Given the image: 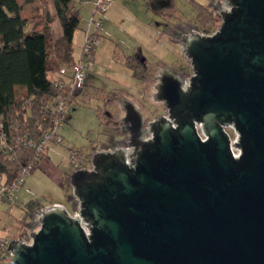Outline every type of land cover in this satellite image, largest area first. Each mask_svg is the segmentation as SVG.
I'll return each mask as SVG.
<instances>
[{"label":"water","instance_id":"water-1","mask_svg":"<svg viewBox=\"0 0 264 264\" xmlns=\"http://www.w3.org/2000/svg\"><path fill=\"white\" fill-rule=\"evenodd\" d=\"M216 14L214 32L180 36L192 74L160 71L167 113L145 123L122 97L126 144L74 169L77 212L37 208L6 264H264V0Z\"/></svg>","mask_w":264,"mask_h":264},{"label":"rangeland","instance_id":"rangeland-1","mask_svg":"<svg viewBox=\"0 0 264 264\" xmlns=\"http://www.w3.org/2000/svg\"><path fill=\"white\" fill-rule=\"evenodd\" d=\"M19 1L23 4L22 15L28 18V29L44 20L46 11H49L55 19L52 23L54 31H59L52 0ZM127 3V7L117 13L119 15L106 19L110 27L95 52L91 85L87 82L82 94L69 105L60 129L64 141L50 150V165L42 164L41 168L27 175L13 203L1 204V234L11 239L23 236L27 241L31 240L30 229L38 228L39 223L35 220V212L23 218L25 200L34 198L44 203L60 200L73 214L77 212L78 200L73 195V188L67 183V177L63 179L71 152L79 153L84 160L83 166L90 167L91 154L95 150L126 144L128 133L123 125L121 105L124 96L133 99L141 108L145 123L159 113H167L164 103L154 99L160 71L168 67L186 78L192 74V66L179 42L180 32H214L221 22L216 12L223 0H169L170 7L163 10V15L148 10L147 0H128ZM196 3L205 4L217 18L214 16L206 22L197 19ZM81 16L80 27L74 36L75 56L81 51L85 35L83 26L89 14L81 10ZM135 52H141L146 59V79L133 76L132 69L125 62V58ZM229 131L234 137L233 128ZM70 148L74 150L70 151Z\"/></svg>","mask_w":264,"mask_h":264},{"label":"trees","instance_id":"trees-1","mask_svg":"<svg viewBox=\"0 0 264 264\" xmlns=\"http://www.w3.org/2000/svg\"><path fill=\"white\" fill-rule=\"evenodd\" d=\"M82 1L89 0H52L60 26L55 33L52 25L55 19L49 11L44 20L28 29V18L22 15L23 4L19 0H0V121L5 125L11 146L10 152L0 149V173L5 174L7 183L15 180L28 163H34L31 173L39 167L36 146L44 131L51 127L46 105L63 93L54 84L55 73L61 66H72L77 61L74 36L81 23L78 3ZM196 7L197 19L202 22L214 19V13L205 4L196 3ZM125 62L133 76L147 78L148 68L142 54L134 53ZM9 153L13 155L11 160ZM70 173L63 177H67L69 185ZM42 206L45 205L39 199H29L24 203L23 218Z\"/></svg>","mask_w":264,"mask_h":264},{"label":"built area","instance_id":"built-area-1","mask_svg":"<svg viewBox=\"0 0 264 264\" xmlns=\"http://www.w3.org/2000/svg\"><path fill=\"white\" fill-rule=\"evenodd\" d=\"M114 0H93V11L89 19L88 29L85 32L84 40L81 46V51L74 65H64L55 73L54 84L62 89L63 93L51 100L46 108L50 110L51 127L47 128L40 142L37 144L36 161L39 163L43 159L49 145L57 144L64 141V136L60 129L64 124L65 115L69 105L76 101L77 97L82 94L87 85L88 71L95 65V52L97 46L101 42L102 16L106 13ZM73 99L70 103L69 100ZM34 145L33 142L29 143ZM0 149L10 152L11 146L7 141L5 125L0 121ZM13 155L8 154V159L11 160ZM84 160L78 157L76 151L71 152L70 166H83ZM81 164V165H80ZM34 163H28L20 175L10 183L6 182V176L0 173V204L3 202L10 203L13 201L15 193L23 185L27 175L31 173ZM11 237L0 233V262H9L12 258V252L8 248Z\"/></svg>","mask_w":264,"mask_h":264},{"label":"crops","instance_id":"crops-1","mask_svg":"<svg viewBox=\"0 0 264 264\" xmlns=\"http://www.w3.org/2000/svg\"><path fill=\"white\" fill-rule=\"evenodd\" d=\"M127 1L128 0H114L112 2V4L110 5V7L108 8V10L106 11V13L102 16V31L100 32L101 33V37H103L105 35V33L107 32L108 28L110 27V24L106 21L107 17L111 16V17H115V15H119L117 13H120L122 10L123 7H127ZM93 0H89V1H82L81 3H78V6L80 8V12L81 10H86V13L89 14V18L86 19V24L85 26H83V32L85 34L86 30L88 29V25H89V19L92 15V11H93ZM126 5V6H125ZM147 9L150 10V11H153L155 10L156 13H160L161 15H163L164 13V9L166 10V7H170L169 6V0H147ZM90 12V13H89ZM183 31V30H182ZM83 43V42H82ZM101 43V42H100ZM135 53H139V54H142L141 52H135ZM134 54V53H133ZM132 54V55H133ZM143 55V54H142ZM79 56V55H78ZM77 56V57H78ZM92 70L93 68H91L89 71H88V75H87V82H88V85L90 84L91 85V82H90V78H91V75H92ZM55 144L54 143H51L43 157V159L41 160L40 164H39V167L38 168H41V165L44 164H48L50 165V162H51V155H50V150H53L55 148ZM71 151V150H70ZM48 159L49 161H46L45 159ZM72 169L71 166H70V161L68 162L67 164V167L66 169L64 170V175H66L68 172H72ZM31 174V173H30ZM27 178V177H26ZM25 183V182H24ZM23 183V184H24ZM21 189V187L18 189V191L15 193V195L18 196V192L19 190ZM29 192V191H28ZM15 198V196H14ZM14 200V199H13ZM28 201V200H27ZM25 201H23V203H25ZM7 203V202H6ZM13 203V201H12ZM44 203V202H43ZM52 203H63L61 202L60 200H53V201H50V202H46L44 203V205H48V204H52ZM2 204V203H1ZM0 204V206H1ZM3 204H5L3 202ZM64 204V203H63ZM7 210V209H6ZM1 218V216H0ZM1 230V229H0ZM1 232V231H0Z\"/></svg>","mask_w":264,"mask_h":264},{"label":"flooded vegetation","instance_id":"flooded-vegetation-1","mask_svg":"<svg viewBox=\"0 0 264 264\" xmlns=\"http://www.w3.org/2000/svg\"><path fill=\"white\" fill-rule=\"evenodd\" d=\"M220 6V5H219ZM219 8V7H218ZM218 11V10H217ZM192 30H189V32H191ZM198 31V30H197ZM184 33V30L182 32H180V36Z\"/></svg>","mask_w":264,"mask_h":264}]
</instances>
